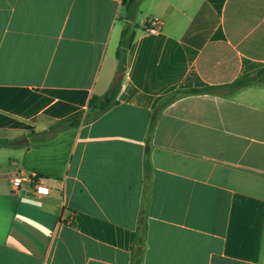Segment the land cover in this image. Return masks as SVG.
I'll return each instance as SVG.
<instances>
[{
	"label": "crops",
	"instance_id": "1",
	"mask_svg": "<svg viewBox=\"0 0 264 264\" xmlns=\"http://www.w3.org/2000/svg\"><path fill=\"white\" fill-rule=\"evenodd\" d=\"M136 2L0 0V264H264V0Z\"/></svg>",
	"mask_w": 264,
	"mask_h": 264
},
{
	"label": "trees",
	"instance_id": "2",
	"mask_svg": "<svg viewBox=\"0 0 264 264\" xmlns=\"http://www.w3.org/2000/svg\"><path fill=\"white\" fill-rule=\"evenodd\" d=\"M126 5V12L128 18L133 20L137 10V2L136 0H124ZM133 35H130V26H128L123 32L122 37L116 52V56L119 60V69L125 70L126 59H127V51L132 43ZM264 68L258 70L257 74L260 78L264 77ZM252 80L250 75H245L237 79L234 83L231 84L232 87H241L246 85ZM215 88V87H210ZM120 89V82L115 90L111 91V88L104 94H93L89 100L88 108L82 110L66 119L61 121L62 123H67L69 126L78 127L85 122H91L101 116L104 112L110 109L112 106L117 104V96ZM190 92H200L203 91L201 89H190ZM8 141L7 139H2V141ZM148 162V158L146 157V164ZM145 211L141 212L140 221H139V229L136 235H139L140 232L145 228Z\"/></svg>",
	"mask_w": 264,
	"mask_h": 264
},
{
	"label": "built area",
	"instance_id": "3",
	"mask_svg": "<svg viewBox=\"0 0 264 264\" xmlns=\"http://www.w3.org/2000/svg\"><path fill=\"white\" fill-rule=\"evenodd\" d=\"M157 19H151L149 22L153 25L148 29L151 33L158 32ZM12 186L14 191H20L27 188L31 194L42 197L49 195L51 189L38 176L31 175L24 171H18L12 176Z\"/></svg>",
	"mask_w": 264,
	"mask_h": 264
},
{
	"label": "water",
	"instance_id": "4",
	"mask_svg": "<svg viewBox=\"0 0 264 264\" xmlns=\"http://www.w3.org/2000/svg\"><path fill=\"white\" fill-rule=\"evenodd\" d=\"M124 75V72L123 71H119L115 78H114V81H113V84H112V87H111V91L115 90V88L118 86L122 76Z\"/></svg>",
	"mask_w": 264,
	"mask_h": 264
},
{
	"label": "rangeland",
	"instance_id": "5",
	"mask_svg": "<svg viewBox=\"0 0 264 264\" xmlns=\"http://www.w3.org/2000/svg\"><path fill=\"white\" fill-rule=\"evenodd\" d=\"M125 13V10L123 9L122 11H121V14L123 15ZM138 14H140V13H138ZM10 142H8V141H5V140H3L2 141V138L0 139V146L2 147V149L4 148V147H7V149H11V146H10ZM5 149V148H4Z\"/></svg>",
	"mask_w": 264,
	"mask_h": 264
}]
</instances>
